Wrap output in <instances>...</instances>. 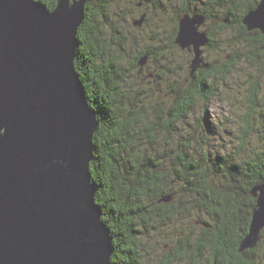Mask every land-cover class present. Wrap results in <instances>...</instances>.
<instances>
[{"label": "trees", "instance_id": "trees-1", "mask_svg": "<svg viewBox=\"0 0 264 264\" xmlns=\"http://www.w3.org/2000/svg\"><path fill=\"white\" fill-rule=\"evenodd\" d=\"M38 1L51 10L58 3ZM171 1L87 0L78 28L75 65L98 114L90 170L113 237L111 264H264V232L241 249L257 205L251 191L264 183V33L243 21L260 0H178L174 15ZM150 7L164 10L154 30L166 18L170 39L125 24L132 14L137 27ZM185 14L205 17L204 50L218 52L213 59L201 56L196 68L194 50L176 42ZM223 43L232 46L229 52L221 51ZM175 46L193 57L181 80L146 69ZM245 60L256 71L243 81L245 101L236 104L235 117L216 121L219 134L229 136L230 122L234 136L225 145L216 141L210 104L226 92L222 81L233 88ZM187 220L185 231L179 223Z\"/></svg>", "mask_w": 264, "mask_h": 264}, {"label": "water", "instance_id": "water-1", "mask_svg": "<svg viewBox=\"0 0 264 264\" xmlns=\"http://www.w3.org/2000/svg\"><path fill=\"white\" fill-rule=\"evenodd\" d=\"M86 1L58 0L51 10L38 0H0V264H111L113 237L90 170L98 114L75 65ZM263 7L244 19L250 30L264 33ZM205 21H179L176 42L194 50V68L208 42ZM252 195L241 249L264 229V183Z\"/></svg>", "mask_w": 264, "mask_h": 264}, {"label": "rangeland", "instance_id": "rangeland-1", "mask_svg": "<svg viewBox=\"0 0 264 264\" xmlns=\"http://www.w3.org/2000/svg\"><path fill=\"white\" fill-rule=\"evenodd\" d=\"M178 4H179L178 0L171 1L170 6H169V10H168L169 13H173V15H174L175 14V8L178 6ZM263 5H264V0H263V2H262V0H260V1H258L257 6L252 10H258L259 6L263 7ZM143 10L144 11H142L143 12L142 17L139 18V19H142L141 24H139V25L136 24V22H137L136 21L135 25H137V27L133 26V20H132L133 16H131L132 14L128 16V19L125 21L126 22L125 24L128 27H132V28L134 27L133 28L134 31L143 32V35H145V34L150 35L153 32L155 34L164 35L167 40L170 39L171 22L165 27L162 25L166 21V18L164 21L160 22L161 26L159 28V31L157 30V28H156V30H154L155 29V22L157 23L160 20V18H162V16H164V14H165L163 12L164 10H161L159 8H154V7H150L149 11H151V12H147L148 9H143ZM132 12H134L135 14L141 13L140 11L137 10V8L133 9ZM248 13H247V15H248ZM247 15H245L244 19L246 18ZM139 26H142V27H139ZM202 29H204V27ZM141 32H138V35L141 34ZM221 45H223L222 49H221V51H223V53L229 52L231 50L232 46L228 47L224 43ZM163 47H165L164 43H163ZM179 47H181V46H179ZM179 47L175 46L174 50H166L167 58L164 59V57L162 56V61L161 60L159 61V58H161V56L159 58H156V57L153 58L152 63H150L151 64L150 68H148L146 66V69H148V70L150 69L151 71H155V72L163 71L162 73H163V75H165V77H174V78H171V79H173V81L176 78L181 80V72H184L183 76L186 75L185 70H187L186 68L189 67V61L192 57V54H190L188 51L187 52L182 51L181 50L182 47L181 48H179ZM204 48L205 47L203 45L201 47L203 59H213L214 57L218 56L217 51H215V50L206 51V50H204ZM235 48L239 49L240 52L246 51V48H244L242 45H237V47H235ZM234 50H236V49H234ZM194 59H195V57H194ZM194 59H193L192 65H194ZM153 66H156V67L153 68ZM178 66H179V68H178ZM168 67H170V68H168ZM175 68H178V69H176L173 73L169 72L167 70V69L172 70ZM248 73H254L255 74L256 71H255L253 65H251L250 63H248L245 60V61L241 62V64L239 65V70H237L235 75L233 76V78H235L234 84L232 85L233 88L229 89L228 86L226 85V83L224 81H222L221 89L226 88L225 89L226 92L223 91L225 93H222L221 95H218L217 97H215L213 99L212 103L210 104V105H212V107H210V109H209V112H210L209 115H210L211 119L215 120L214 122L212 121L213 123L211 124V126L216 131L215 132L216 141L218 143H223V144L227 145L229 143H227L226 140H229L230 137L234 136L233 132L231 131L230 122L224 128V129H227L231 132L232 135L229 136V134H227V132H225L224 130H223L222 134H219L220 129H219V126L217 125L216 121H220V120L226 121L227 118L235 117L234 110L237 108L236 104L238 103V106H239V105H242L243 101H245V91H244L245 86H244L243 81L246 78V76H248ZM170 75H172V76H170ZM148 77H152V76L149 75ZM197 112L194 114L195 116L202 115L203 114L202 108H201V110L199 109ZM200 113H202V114H200ZM196 114H198V115H196ZM193 116L191 118H194ZM191 121L192 120H190L189 122L191 123ZM203 128L205 130L208 129V127L205 126L204 123H203ZM251 193H252V191H251ZM189 223H190V220H187V222L184 221V223L183 222L179 223V224H181L180 228L186 231L188 229ZM179 224H177V225H179ZM262 230L263 231H261V232H264V229H262ZM165 232H167V231H165ZM248 234H249V232L247 233V235ZM261 234L262 233H260V235H259V239L261 238Z\"/></svg>", "mask_w": 264, "mask_h": 264}]
</instances>
